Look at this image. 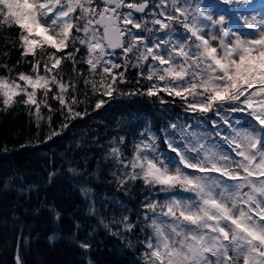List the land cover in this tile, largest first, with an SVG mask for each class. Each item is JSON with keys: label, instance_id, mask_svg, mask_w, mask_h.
I'll return each mask as SVG.
<instances>
[{"label": "snow or ice", "instance_id": "obj_1", "mask_svg": "<svg viewBox=\"0 0 264 264\" xmlns=\"http://www.w3.org/2000/svg\"><path fill=\"white\" fill-rule=\"evenodd\" d=\"M219 2L229 6L226 12L237 14L232 21L235 29L226 26L225 14L215 16L209 11L204 0H0V27L18 29L23 62L32 66L30 73L0 77L5 107L17 102L34 106L39 122L44 119L41 105L53 111L48 97L56 87L52 98L61 105L57 111L65 115L61 128H66L68 120L83 118L85 113L73 107L80 101L74 95L75 84L64 81L62 62L70 61L78 76L83 73L75 65H88L84 84L91 85L93 93L101 97L95 104L100 109L107 103L103 97H111L113 92L137 94L121 91L117 81L127 83L129 66L142 69L151 60L154 63H148L147 74L139 75L148 81L155 77L157 82L137 90L140 94L157 96L161 104L166 101L159 92L180 97L186 111L211 112L227 127V132H221L220 123L211 120L217 129L214 136L222 141L217 149L206 147L199 137L195 143L186 139L190 135L186 127L172 123L175 134L165 132L164 143L175 154L174 163L164 157L159 138L147 128V142L134 144L131 159L124 158L119 146L123 137L118 143L112 142L108 156L123 170L118 178L121 185L142 179L147 185L159 186L162 192L192 194L146 205L153 216L144 217L151 235L142 242L143 264H264V18L242 11L251 0ZM137 13L141 15L137 17ZM240 21L253 31L244 35ZM174 25L185 30L182 39L175 35ZM153 33L155 37L149 39ZM78 45L86 52L81 53ZM69 48L72 51H66ZM29 56L33 57L30 61L26 59ZM121 68L124 71H113ZM96 76L99 80L94 79ZM69 89L73 93L70 96ZM185 93L193 100L189 101ZM225 111L240 114L246 125L238 127L221 115ZM47 119L50 123L51 116ZM59 134L53 131L46 139ZM224 145L231 153L223 151ZM68 171L83 178L85 183L77 190L88 201V215H96L92 189L87 186L90 174L74 167ZM55 176V172L49 173V183ZM49 211L54 220H60L59 212ZM99 223L109 228L103 219ZM116 223L123 225L124 232L136 227L127 217ZM74 228L78 233L80 223L74 221ZM91 237L89 233L85 241H77V246L87 252ZM16 264H23L19 252Z\"/></svg>", "mask_w": 264, "mask_h": 264}, {"label": "trees", "instance_id": "obj_2", "mask_svg": "<svg viewBox=\"0 0 264 264\" xmlns=\"http://www.w3.org/2000/svg\"><path fill=\"white\" fill-rule=\"evenodd\" d=\"M81 53L85 50L81 49ZM24 59L18 29L0 27V77L30 73L32 66ZM75 67L83 75L73 72L70 61L62 62L60 70L64 81L76 86L74 95L80 102L73 105L74 109L85 114L83 118L68 120L66 128H61L65 115L57 111L61 105L52 98L56 87L48 97L53 111L41 105L44 119L39 122L33 114L34 106L17 102L5 107L0 98V264H16L18 252L23 264H143L142 242L151 235L149 221L144 217L153 216L146 205L149 201L163 204L170 198L168 192L147 185L142 179L121 185L118 178L123 170L109 158L108 149L113 141L118 143L123 137L124 143L119 146L124 158L131 159L134 144L142 140L141 133L148 126L163 140V132L171 123L192 121L194 114L199 113L186 111L180 97L159 92L158 96L166 101L161 104L157 96L140 94L137 90H145L153 83L139 75L147 74L145 65L142 69L129 66L125 72L128 82L117 81L121 91L137 94L113 92L111 97H103L107 103L96 109L101 97L93 93L91 85L84 84L88 65L77 63ZM94 79L99 80V76ZM72 94L69 89V96ZM41 95L39 91L38 99ZM210 115L204 117L209 119ZM53 131L60 134L47 140ZM69 167L90 174L87 186L92 189L96 215H88V201L77 190L85 182L82 177L73 176ZM50 172L56 173L51 183ZM113 172L117 175L113 176ZM49 209L59 212V221L54 220ZM124 217L136 225L131 232H124L123 225L116 223ZM101 219L109 228L99 223ZM74 221L81 225L78 233ZM113 232L119 234L112 235ZM89 233L91 248L86 252L77 246V241H85ZM53 236L55 239L50 240Z\"/></svg>", "mask_w": 264, "mask_h": 264}, {"label": "rangeland", "instance_id": "obj_3", "mask_svg": "<svg viewBox=\"0 0 264 264\" xmlns=\"http://www.w3.org/2000/svg\"><path fill=\"white\" fill-rule=\"evenodd\" d=\"M204 4L209 6L208 10L213 12V14L215 16H219L220 14H225L226 21L228 22L226 24V26H231L233 29L236 28L237 25L235 23H233L232 21L234 19H237V14H234L232 11H227L226 12V9H228L229 6L223 5L222 3L219 2V0H204ZM149 7H150V5H149ZM152 7H150V8H152ZM157 11H158V9H157ZM242 11L245 12L246 14H249L250 16L251 15H256L258 18H264V0H251L249 5H245V6L242 7ZM136 16L139 17V15H136ZM239 23H240V25L242 27L244 35H247L248 33H251L253 31V29H248L246 27V25L243 24L242 21H240ZM174 27H175V35L176 36H180L181 39H182L183 37L181 36V34H185V30L183 28L182 29H178L176 25H174ZM214 31H216V34L219 35L218 30H214ZM155 35H156V33H153L149 37V39H153L155 37ZM159 35L163 36L164 33H160ZM215 43L216 42H213L214 46H215ZM79 47L81 49H84L85 52H86V49L84 47H82V46H79ZM113 59H115V57ZM148 63H154V62H152L150 60ZM148 63L145 64V66L147 68H148ZM164 67H166V66H164ZM121 69L113 70V71L115 72V71H119ZM152 82L153 83L157 82L155 77L152 80ZM160 83H163V82H160ZM57 91H58V89H57ZM38 92H39V90H38ZM38 92H37V98H38ZM162 93L167 94L166 92H162ZM185 95L188 97L189 101L193 100V97L191 95H188L187 93H185ZM0 98L3 100V97H0ZM196 112H198L199 114H196L194 112L195 114H194V118H193L192 121L185 120V121L177 122L175 124L177 125L178 128L180 126H185L186 127L187 132L190 134L188 137H186V139H191L193 143H195L196 142V138L199 137L202 141L206 142L205 143L206 147L215 146V148L219 149L221 147L222 141L220 140L219 137H215L214 136V133L217 131V129L212 127L210 122H211L212 119H214V120L217 121V123H220V129L219 130L221 132H227L228 131L227 127L220 122V117L219 116H213L212 113L210 115L209 114L210 112H209V113H206V114L210 115L209 116L210 118L208 119V117H204L205 114H201L198 110ZM221 115L230 118L232 120V122L234 124H236L238 127H240L242 124L246 125V123H247L245 118L243 116H241L240 114H232V113H229V112L225 111V112H222ZM188 126H190V127H188ZM147 129H149L151 133H153V134H155V136H157L156 133L151 130L150 126H148ZM144 130H143L144 135H142V140H145L147 142L148 132H145ZM165 132H167V134H169V135H174L175 134V130L170 127L168 130H164V132H163V140H161V138L159 136H157L159 138L157 143L159 145V148L163 152L164 157H168L174 163L175 160H176L175 154L174 153H170L167 150L166 144L164 143ZM191 134H195V135H191ZM223 151L231 153V150L226 145L223 146ZM164 162L168 163L169 161L165 160ZM187 171L191 172V170H187ZM213 175H217L218 176L217 173H214ZM168 195L170 197L176 196L178 198H188L192 194L191 193H187V192H182V191H176V192H168ZM163 219H167V218H163Z\"/></svg>", "mask_w": 264, "mask_h": 264}, {"label": "water", "instance_id": "obj_4", "mask_svg": "<svg viewBox=\"0 0 264 264\" xmlns=\"http://www.w3.org/2000/svg\"><path fill=\"white\" fill-rule=\"evenodd\" d=\"M138 14V13H137Z\"/></svg>", "mask_w": 264, "mask_h": 264}]
</instances>
